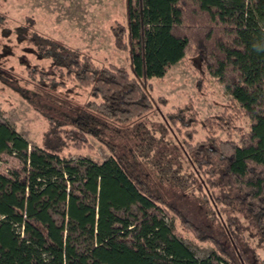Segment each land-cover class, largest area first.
<instances>
[{
	"label": "trees",
	"instance_id": "16d2710c",
	"mask_svg": "<svg viewBox=\"0 0 264 264\" xmlns=\"http://www.w3.org/2000/svg\"><path fill=\"white\" fill-rule=\"evenodd\" d=\"M124 6L125 24L115 22L110 32L127 68L98 67L87 53L32 34V53L47 65L21 59L17 79L0 70L31 106L34 99L57 104L46 89L75 86L89 97L66 106L59 119L47 116L32 150L0 114V264H242L169 204L160 184L191 195L206 186L212 198L218 191L222 198L214 200L242 212L264 243V0H124ZM187 56L198 62L196 87L215 80L229 100L204 119L191 104L166 114L164 131L177 137L175 145L144 123L165 103L151 98L148 81ZM197 128L204 133L199 143ZM121 133L131 145L118 153L113 140ZM89 139L106 148L107 160L80 154L92 152ZM183 234L214 251L197 259Z\"/></svg>",
	"mask_w": 264,
	"mask_h": 264
},
{
	"label": "rangeland",
	"instance_id": "374dc122",
	"mask_svg": "<svg viewBox=\"0 0 264 264\" xmlns=\"http://www.w3.org/2000/svg\"><path fill=\"white\" fill-rule=\"evenodd\" d=\"M0 15L5 21L0 26V70H6L13 78L17 79L19 75L21 68L18 62L21 59H30L33 65H47L46 61L35 58L32 53L28 41L32 34L42 40L87 53L98 67L107 64L128 67L127 55L114 48L110 32L115 22L125 24L124 0H0ZM19 36L25 37L23 43L17 42ZM196 64L198 62L195 59L187 56L179 64L168 68L162 79L148 81L151 98L155 102L159 98L165 101L164 104L158 103L156 111L144 121L156 138H169L173 144L179 145L175 135L164 131L165 115L173 109L191 104L199 119H204L221 112L229 100L224 88L215 80L204 81L203 89L196 87ZM21 77L25 79L26 75L22 74ZM14 82L12 78L6 82L0 77V114L6 113L7 122L27 141L29 150L41 144L42 135L48 126L47 116L59 119L62 114L68 113L66 106L74 108L89 99L85 90L69 86L67 91L59 88L45 90L57 104L34 99L31 106L19 93V84ZM197 130L195 142L199 143L203 141L204 133L199 128ZM122 134L113 140L118 153L122 152L124 144L131 145L129 138H123ZM89 144L92 152L85 150L81 155L97 161L109 158L103 145L93 139H89ZM171 146H167L170 151ZM73 154L76 157L77 154ZM144 169L152 175L148 167ZM152 178L157 183L153 175ZM214 180L217 182L218 176ZM159 188L169 204L219 239L231 255L239 256L242 264H264V243L258 239L253 223L242 212L231 211L224 204L216 202L214 198H222L221 193L215 191L212 198L211 190L206 186L201 191L195 188L193 195L170 185L160 184ZM227 193L234 195L233 191ZM201 195L206 198V203L199 200ZM183 235L184 244L197 259H205L214 251L210 244H201L190 235Z\"/></svg>",
	"mask_w": 264,
	"mask_h": 264
}]
</instances>
